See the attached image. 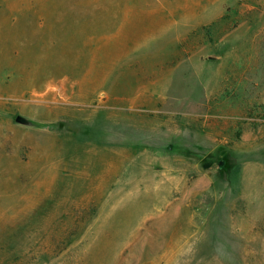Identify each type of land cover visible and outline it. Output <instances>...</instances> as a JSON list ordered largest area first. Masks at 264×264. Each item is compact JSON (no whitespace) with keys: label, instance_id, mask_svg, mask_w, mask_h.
I'll list each match as a JSON object with an SVG mask.
<instances>
[{"label":"rangeland","instance_id":"obj_1","mask_svg":"<svg viewBox=\"0 0 264 264\" xmlns=\"http://www.w3.org/2000/svg\"><path fill=\"white\" fill-rule=\"evenodd\" d=\"M0 264H264V0H0Z\"/></svg>","mask_w":264,"mask_h":264},{"label":"crops","instance_id":"obj_2","mask_svg":"<svg viewBox=\"0 0 264 264\" xmlns=\"http://www.w3.org/2000/svg\"><path fill=\"white\" fill-rule=\"evenodd\" d=\"M141 25H143V26L141 27L142 29H146V28L144 27V24L141 23Z\"/></svg>","mask_w":264,"mask_h":264}]
</instances>
